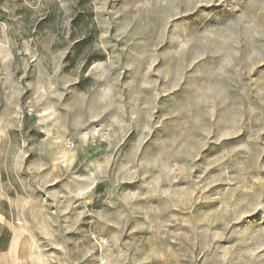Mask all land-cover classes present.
<instances>
[{
  "label": "rangeland",
  "instance_id": "1",
  "mask_svg": "<svg viewBox=\"0 0 264 264\" xmlns=\"http://www.w3.org/2000/svg\"><path fill=\"white\" fill-rule=\"evenodd\" d=\"M0 264H264V0H0Z\"/></svg>",
  "mask_w": 264,
  "mask_h": 264
}]
</instances>
